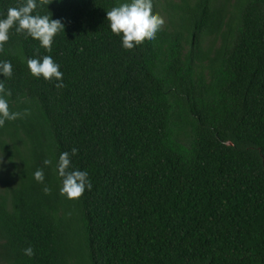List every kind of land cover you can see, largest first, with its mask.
<instances>
[{
  "label": "trees",
  "instance_id": "1",
  "mask_svg": "<svg viewBox=\"0 0 264 264\" xmlns=\"http://www.w3.org/2000/svg\"><path fill=\"white\" fill-rule=\"evenodd\" d=\"M127 2L38 7L64 24L50 52L9 32L0 82L22 115L0 127V264H264V0H153L167 21L132 50L107 21ZM45 55L64 87L28 69ZM63 152L88 173L79 199Z\"/></svg>",
  "mask_w": 264,
  "mask_h": 264
},
{
  "label": "clouds",
  "instance_id": "2",
  "mask_svg": "<svg viewBox=\"0 0 264 264\" xmlns=\"http://www.w3.org/2000/svg\"><path fill=\"white\" fill-rule=\"evenodd\" d=\"M52 0H26L18 7H9L6 18L0 19V52L4 51V45L9 41L10 30L15 27L17 33H26L27 36L38 40L40 46L51 51L54 37L61 31H64V24L58 19H52L49 15H40L33 13L38 7L48 6ZM153 0H130L113 7L107 11V21L113 34H122V45L127 50H132L142 44L145 40L155 39L156 33L162 28L165 21L159 14H153ZM0 15H4L0 13ZM27 67L31 74L45 80H57L61 83L56 84L57 88L64 87L62 83L63 73L59 70L60 66L51 56L45 55L40 59L28 58ZM0 73L7 79L13 74V67L10 61H0ZM12 95L11 90L6 89L5 84L0 82V127H3L5 121H14L21 118L20 112H12L8 97ZM25 110L23 115H28ZM77 149H72V155L77 153ZM44 165L52 164L51 159H45ZM71 158L68 152H63L59 156L57 171L62 178L61 195H66L68 199H79L85 190H91V182L86 171L72 170ZM36 181L43 183L44 172L38 169L34 173ZM45 194H50L51 189L45 187ZM28 257L34 255L31 246L23 250Z\"/></svg>",
  "mask_w": 264,
  "mask_h": 264
},
{
  "label": "rangeland",
  "instance_id": "3",
  "mask_svg": "<svg viewBox=\"0 0 264 264\" xmlns=\"http://www.w3.org/2000/svg\"><path fill=\"white\" fill-rule=\"evenodd\" d=\"M160 13H161L160 16L164 19V21H165V23H166L167 18H166V16H165L164 12H163V11H160Z\"/></svg>",
  "mask_w": 264,
  "mask_h": 264
}]
</instances>
